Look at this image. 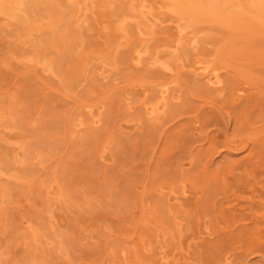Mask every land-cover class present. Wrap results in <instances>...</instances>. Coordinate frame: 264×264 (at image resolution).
<instances>
[{"label": "rangeland", "instance_id": "rangeland-1", "mask_svg": "<svg viewBox=\"0 0 264 264\" xmlns=\"http://www.w3.org/2000/svg\"><path fill=\"white\" fill-rule=\"evenodd\" d=\"M140 1L0 12V264H264V20Z\"/></svg>", "mask_w": 264, "mask_h": 264}, {"label": "bare ground", "instance_id": "bare-ground-1", "mask_svg": "<svg viewBox=\"0 0 264 264\" xmlns=\"http://www.w3.org/2000/svg\"><path fill=\"white\" fill-rule=\"evenodd\" d=\"M12 1H13L14 4L17 3L19 6L20 5L22 6L24 3H26V0H0V12H4L6 14L10 13V14H13V15H17V11H20L19 10L20 7L15 6V5L11 6V2ZM144 1L143 2L140 1L141 2L140 18L142 19V24L144 25V27L151 31V30H153V27H155L156 24H158L157 21H155L157 16L156 17L153 16L154 17V20H153V18H152L153 13L152 12L151 13L148 12V10L145 11L146 7H147V5H146L147 3L145 2L146 3L145 4ZM170 1H171V3L174 4L173 6L176 9V11H180L182 13H184V11L188 12V10H189V13H191V11L193 9H198L200 7H203V5H208L209 6L208 8H210L211 16L215 17L216 16L215 12H220V13H222V15L224 13H228L229 12L230 13V18H232L234 20H237V19H239L238 16H237L238 14L237 15H235L234 13L231 14V11L232 10L236 11V9L240 10L242 8H247L251 12L252 15H256V17H259L260 19L262 18L264 20V2H263V0H248L246 3H244L242 0H185L183 2L185 5L178 4V2L180 3L181 0L180 1H178V0H170ZM181 3H182V1H181ZM34 4L37 7H40L41 6V0H34ZM50 6L47 8V11L50 12V14L52 16L51 18L58 17L59 16V12H56L57 10H54L55 8H52V6L51 7ZM227 10H230V11H227ZM147 13L150 14V15H148ZM229 13H228V15H229ZM57 20H58V18H57ZM27 23L28 22H26V24ZM28 25H29V23H28ZM236 25H238V24H236ZM52 32L54 33L53 36H55V33H56L55 30L52 31ZM53 38H55V37H53ZM138 56H139V59H140L141 58L140 51H138ZM200 69L202 71H205L204 77H206L210 83L212 82L213 84H217V85L221 84V80L222 79L220 80L219 75H218L217 72L211 71L212 69L210 70L206 65H205V67L204 66L203 67H199V70ZM162 92L161 93L164 95L166 91H162ZM164 98H165V96L163 97V99ZM158 110H159V106H156L150 112L151 113H157Z\"/></svg>", "mask_w": 264, "mask_h": 264}]
</instances>
